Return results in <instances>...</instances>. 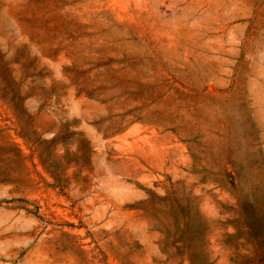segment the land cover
<instances>
[{"label": "rangeland", "instance_id": "374dc122", "mask_svg": "<svg viewBox=\"0 0 264 264\" xmlns=\"http://www.w3.org/2000/svg\"><path fill=\"white\" fill-rule=\"evenodd\" d=\"M0 264H264V0H0Z\"/></svg>", "mask_w": 264, "mask_h": 264}]
</instances>
